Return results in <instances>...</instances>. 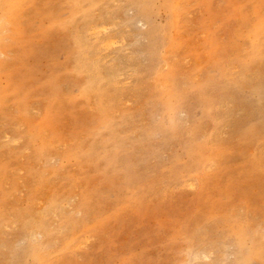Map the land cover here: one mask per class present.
<instances>
[{
  "label": "rangeland",
  "instance_id": "obj_1",
  "mask_svg": "<svg viewBox=\"0 0 264 264\" xmlns=\"http://www.w3.org/2000/svg\"><path fill=\"white\" fill-rule=\"evenodd\" d=\"M0 264H264V0H0Z\"/></svg>",
  "mask_w": 264,
  "mask_h": 264
}]
</instances>
